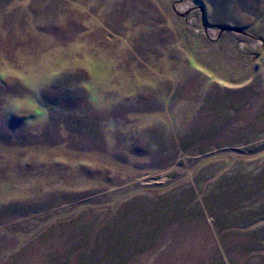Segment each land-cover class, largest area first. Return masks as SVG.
Listing matches in <instances>:
<instances>
[{
    "label": "rangeland",
    "instance_id": "obj_1",
    "mask_svg": "<svg viewBox=\"0 0 264 264\" xmlns=\"http://www.w3.org/2000/svg\"><path fill=\"white\" fill-rule=\"evenodd\" d=\"M0 264H264V0H0Z\"/></svg>",
    "mask_w": 264,
    "mask_h": 264
},
{
    "label": "water",
    "instance_id": "obj_2",
    "mask_svg": "<svg viewBox=\"0 0 264 264\" xmlns=\"http://www.w3.org/2000/svg\"><path fill=\"white\" fill-rule=\"evenodd\" d=\"M237 31L234 27L231 26H224L222 31Z\"/></svg>",
    "mask_w": 264,
    "mask_h": 264
}]
</instances>
